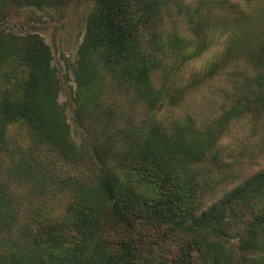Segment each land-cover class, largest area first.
<instances>
[{"label":"trees","instance_id":"obj_1","mask_svg":"<svg viewBox=\"0 0 264 264\" xmlns=\"http://www.w3.org/2000/svg\"><path fill=\"white\" fill-rule=\"evenodd\" d=\"M205 2L93 1L75 75L86 99L101 93L80 112L82 155L49 47L17 39L0 63V264H264V21L239 65L169 86L204 49L184 34ZM209 85L208 115L182 110Z\"/></svg>","mask_w":264,"mask_h":264},{"label":"rangeland","instance_id":"obj_2","mask_svg":"<svg viewBox=\"0 0 264 264\" xmlns=\"http://www.w3.org/2000/svg\"><path fill=\"white\" fill-rule=\"evenodd\" d=\"M93 1L37 0L30 5H10V0H0V63L4 65L13 59L17 39L23 37L39 36L49 47L51 68L58 83L56 101L63 109L70 139L78 149V155L84 154V146L90 144L88 130L79 121L80 112L84 120L87 111L100 104L97 101L101 89L96 88L89 95L90 99H86L83 93H78V78L75 75L78 72L79 48ZM202 8V21L198 28H192L184 35L199 40L204 49L194 59L176 68L169 85L172 89L183 88L220 59L226 61L227 68H232L240 64L238 58L257 51V33L264 21V0H206ZM248 25L257 31H248ZM244 34L256 39L252 46L242 43ZM218 80L215 77L213 82ZM190 93L182 110L195 113L198 117L208 115L207 105L213 97V86ZM9 130L12 143L21 147L27 144L28 138L21 129L12 125ZM243 134L239 132L240 137Z\"/></svg>","mask_w":264,"mask_h":264}]
</instances>
